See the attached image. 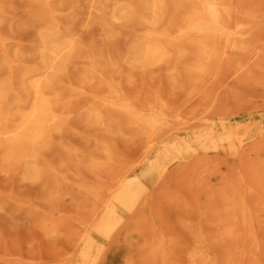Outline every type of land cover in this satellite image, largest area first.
<instances>
[{"label":"rangeland","instance_id":"1","mask_svg":"<svg viewBox=\"0 0 264 264\" xmlns=\"http://www.w3.org/2000/svg\"><path fill=\"white\" fill-rule=\"evenodd\" d=\"M133 1L136 17L103 23L87 0H0V264H264V0H226L244 29L203 75L194 46L174 67L128 62L145 31ZM54 36L73 49L45 69ZM29 70L59 116L38 141L13 144L4 131L29 105ZM118 105L161 117L159 143ZM90 109L111 125L89 124ZM117 177L141 184L130 208L109 200ZM107 202L120 221L104 233Z\"/></svg>","mask_w":264,"mask_h":264},{"label":"bare ground","instance_id":"2","mask_svg":"<svg viewBox=\"0 0 264 264\" xmlns=\"http://www.w3.org/2000/svg\"><path fill=\"white\" fill-rule=\"evenodd\" d=\"M143 7V13L139 16L145 31L136 41L130 51L129 63L137 65H174L186 53L189 46H194L201 51V62L193 67V72L203 75L207 64L217 56L216 48L221 44L225 48H234L235 36L244 29L240 21H231V6L226 0H139ZM89 12L94 11L100 20L104 22H118L122 19L136 17L135 4L133 0H87ZM182 13L180 18L176 16ZM112 29V28H111ZM109 32V31H108ZM107 32V33H108ZM49 33L48 36H50ZM53 37V36H52ZM54 36L52 41L44 40L40 51L44 57L45 69L51 67L59 69L63 63V55L73 49L71 39L58 41ZM231 38L233 39L231 41ZM248 49L249 44L246 45ZM219 54V53H218ZM228 62L231 56L225 55ZM253 60L260 58L257 51L253 53ZM174 67V66H173ZM245 66L241 61L236 62L233 75L244 71ZM93 71L84 74L83 78H92ZM42 73L38 70H29L23 74L27 80V86L31 93V100L28 107H19L21 114L20 123L13 130H6L4 133L12 132V143L23 144L35 142L41 139L48 125L58 119V114L52 106L48 88ZM2 88L0 86V96ZM217 96L213 97L212 106L215 107ZM117 107V106H116ZM120 109L132 115L134 121L149 130V145H157L158 138L165 135L162 128L163 119L157 116L143 117L135 112L131 106L118 105ZM89 124H107L102 114L96 109H90L87 114ZM214 132L212 127L204 130L202 140L213 142ZM12 149V146L9 148ZM174 151L178 148L174 147ZM166 154V151L163 150ZM36 168L29 169L32 173ZM36 173V170L33 174ZM142 187L138 180L123 181L117 177L112 185L106 189L109 200L116 202L118 207L130 208L140 197ZM113 204L105 203L98 216L99 223L97 230L108 233L119 224L120 217L115 214ZM85 257L86 255L83 254Z\"/></svg>","mask_w":264,"mask_h":264}]
</instances>
